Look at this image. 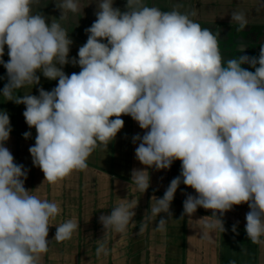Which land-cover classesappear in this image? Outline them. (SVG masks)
<instances>
[{
	"label": "clouds",
	"instance_id": "obj_1",
	"mask_svg": "<svg viewBox=\"0 0 264 264\" xmlns=\"http://www.w3.org/2000/svg\"><path fill=\"white\" fill-rule=\"evenodd\" d=\"M32 4L0 0V65L7 74L0 96L25 106V122L36 131L28 151L44 181L56 185L87 169L93 151L108 149L124 127L121 117L130 116L144 130L132 137L135 159L144 166L131 170L137 191L150 187V169L169 170L181 162L163 197H151L150 217L145 212V219L160 217L155 231L166 229L183 184L195 195L185 193L182 217L200 229L202 239L224 233V214L247 204V238L264 244V45L258 56L224 60L219 30L213 33L187 14L143 6L141 0H127L123 10L114 0H100L78 58L69 59V34L55 20L34 14ZM56 7L61 20L66 11H79L76 0ZM231 21L241 29L248 23L242 12H233ZM69 63L80 71L66 74ZM38 72L57 85L50 91L40 87L38 95H16L40 83ZM11 131L9 114L0 110V264H42L50 221L62 208L25 188L28 170L5 146ZM137 207V200L121 198L110 214L99 216L104 236L98 258L109 254L106 234H124ZM198 208L211 215L193 220ZM54 226L53 240L64 242L80 224L73 217ZM147 226L142 222L138 234Z\"/></svg>",
	"mask_w": 264,
	"mask_h": 264
},
{
	"label": "crops",
	"instance_id": "obj_2",
	"mask_svg": "<svg viewBox=\"0 0 264 264\" xmlns=\"http://www.w3.org/2000/svg\"><path fill=\"white\" fill-rule=\"evenodd\" d=\"M76 2L79 11L75 13L66 11V18L63 20L59 19L61 12L56 7L63 3V0H33L31 5L34 14H43L49 23L55 20L69 34V38L73 41L69 59L77 57L79 47L86 42L85 29L95 21L96 5L100 0H76ZM126 2L127 0H114V7L123 10ZM141 4L157 7L161 11L177 10L187 14L202 27L209 28L213 33L219 30V46L224 60L244 54L258 56L261 45H264V0H141ZM233 12L244 13L248 21L245 28L241 29L237 22L231 21ZM241 46L244 48L243 52L239 51ZM7 51L5 46L3 56L5 62L9 59ZM243 67L249 66L243 65ZM249 70L254 71L251 68ZM63 71L70 75L73 72L78 73L80 68L69 63L63 66ZM37 75L40 76L38 85L20 89L16 95L23 96L30 91L32 95H38L40 87L50 91L58 83L57 80L46 79L42 73L38 72ZM6 83V69L0 65V90ZM0 110L7 111L12 127L5 146L13 154L15 163L24 165L28 173L31 169L34 172V175H28L25 180V186H31L26 189L32 190L33 194L41 199L59 203L62 208L61 214L50 221L49 250L43 255L42 264H70L69 259L75 258V255L82 259V264H264V244L251 243L245 232V214L249 211L247 204L234 206L233 210L224 214L226 229L224 233L217 231L211 234L210 239H202L200 229L190 222L189 217L185 216L182 219L181 204L186 198L182 194V189L186 187L183 184L178 188L171 204L172 217L169 218L166 229L154 230L160 217L146 220L144 218L146 208L153 195L158 198L163 197L170 181L180 174L181 162L175 161L169 170L150 169V187L144 194L137 191L134 183L130 181L131 170L144 166L135 159L137 145L133 144L132 137L136 134L142 136L144 130L140 129L130 116L121 117L124 120V127L109 144L108 149L97 148L93 151L87 160V169L74 171L58 184L50 185L44 181V174L40 168L33 165L28 151L29 147L35 144L36 131L34 128L29 129L25 122L23 116L25 106L6 101L0 96ZM28 131L32 133L31 138L25 139L23 134ZM185 193L195 195L194 190L188 187ZM109 196L110 200L107 201ZM121 198L138 201L134 217H139L138 222L134 226L130 223L124 234L109 231L104 237L106 240L108 237L109 254L107 257L102 255L98 258L96 249L104 236L99 216L110 214L109 209L108 213L103 209L111 204L113 209ZM82 202L85 204L80 206ZM70 205L73 210L70 209ZM207 215H211L210 210L198 208L193 220ZM147 216L150 217V210ZM73 217H80L78 221L80 227L76 232L84 236L81 241L84 246L78 248L80 252L75 251L71 256L70 241L56 242L53 238L56 232L54 225L63 223L64 218L67 221ZM142 222H146L148 226L140 234L143 237L139 239L142 242H138L141 253L134 252L135 250L130 253L128 249L131 248H127V243L132 234L138 235ZM233 225L237 226L236 232L232 231ZM122 245L125 250L122 249ZM61 249L62 251L59 252Z\"/></svg>",
	"mask_w": 264,
	"mask_h": 264
},
{
	"label": "rangeland",
	"instance_id": "obj_3",
	"mask_svg": "<svg viewBox=\"0 0 264 264\" xmlns=\"http://www.w3.org/2000/svg\"><path fill=\"white\" fill-rule=\"evenodd\" d=\"M177 165V164H176ZM176 173H177V168H176ZM28 175H34V172L32 171V169L31 170H29V173H28ZM28 186H25V188H27ZM31 187V186H30ZM30 187H28V188H30ZM32 187H34V186H32ZM185 190H186V187L185 188H183L182 189V194L183 195H185ZM177 191H178V189H177ZM110 193V192H109ZM109 193L107 194V195H109ZM130 195V194H129ZM111 196V195H110ZM110 196L107 198V201L108 200H110ZM106 201V199H105V202H107ZM183 201H184V199H183ZM183 201H182V206H183ZM151 203H154V201H150L149 202V204H148V206H147V208H146V210H150V204ZM85 203L84 202H82V203H80V206L81 205H84ZM70 209L71 210H73L74 208L73 207H71V205H70ZM108 209H109V211H111L112 210V204L110 205V206H106L103 210L105 211V212H109L108 211ZM76 211V210H75ZM77 212V211H76ZM181 216V214L179 215V217ZM77 218V220L79 221L80 220V217H76ZM84 218V217H83ZM138 219H139V217H136V218H134V223H131L132 224V226H134V225H136V223L138 222ZM182 219H183V217H182ZM95 221H96V219H94ZM147 220V219H146ZM64 222H65V218H64ZM80 236H81V238H80ZM143 237L142 236H140V234H138V235H131V238H130V241L127 243V248H131V249H128L129 251H130V253H133V252H131V251H133V250H135L134 252H137V253H141V248L139 247V243L138 242H142L141 240H139V239H142ZM83 239H84V236L83 235H81L80 233L78 234V232H75V233H73V236H72V238L69 240L70 241V245H71V248H70V255L72 256L73 254V252H80L81 250L80 249H78L79 247L81 248V247H83L84 245L82 244V242L81 241H83ZM107 240H108V237H107ZM111 240H112V238H111ZM81 242V243H80ZM123 246V250H125L124 249V245H122ZM126 246V245H125ZM62 251V249L59 251V252H61ZM138 256H140L139 254H137ZM138 258H141V257H138ZM81 260L82 259H80V258H78V257H76V255H75V258H71V259H69V261H70V264H82L81 263ZM104 260V259H103ZM105 261V260H104ZM136 261V260H135Z\"/></svg>",
	"mask_w": 264,
	"mask_h": 264
}]
</instances>
